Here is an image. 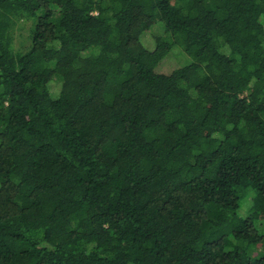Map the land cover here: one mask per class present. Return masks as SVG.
Masks as SVG:
<instances>
[{"label":"trees","instance_id":"trees-1","mask_svg":"<svg viewBox=\"0 0 264 264\" xmlns=\"http://www.w3.org/2000/svg\"><path fill=\"white\" fill-rule=\"evenodd\" d=\"M0 264H264V0H0Z\"/></svg>","mask_w":264,"mask_h":264},{"label":"rangeland","instance_id":"rangeland-1","mask_svg":"<svg viewBox=\"0 0 264 264\" xmlns=\"http://www.w3.org/2000/svg\"><path fill=\"white\" fill-rule=\"evenodd\" d=\"M32 26V18H22L20 19L15 27L12 29L13 33V48L17 51H26L30 47V30ZM141 41L144 44V46L148 49H154L155 48V40L152 39V36L143 34L141 36ZM191 58L186 54L183 50V48L179 45H176L171 53L162 61V64L167 67H171V69L181 65L185 64L186 62L190 61ZM241 214L245 215V209L241 208Z\"/></svg>","mask_w":264,"mask_h":264}]
</instances>
